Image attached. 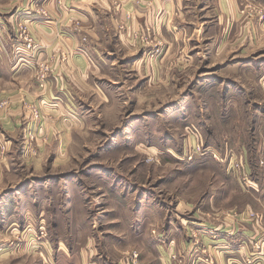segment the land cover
I'll use <instances>...</instances> for the list:
<instances>
[{"label":"rangeland","instance_id":"1","mask_svg":"<svg viewBox=\"0 0 264 264\" xmlns=\"http://www.w3.org/2000/svg\"><path fill=\"white\" fill-rule=\"evenodd\" d=\"M263 33L186 47L135 28L68 137L0 127V264H184L203 233L264 225Z\"/></svg>","mask_w":264,"mask_h":264},{"label":"crops","instance_id":"2","mask_svg":"<svg viewBox=\"0 0 264 264\" xmlns=\"http://www.w3.org/2000/svg\"><path fill=\"white\" fill-rule=\"evenodd\" d=\"M249 7L258 15L264 12V0H0V103L5 102L0 106V127L16 136L33 134L36 140L66 138L74 124L83 122L76 102L90 92L100 96L101 87L94 80L111 76L106 51L128 46L131 30L152 26L171 45H210L231 35L232 29L264 25L254 11L253 19L245 17ZM18 22L26 24L32 50L17 49L23 42ZM28 105L49 117L36 121ZM261 141L264 134L256 142ZM228 231L217 230V242L203 233L209 252L194 245L198 256L186 258L184 264H244L257 252V244L261 250L255 264H264V225L241 223L236 236ZM203 252L214 262L200 260ZM80 258L87 260V252Z\"/></svg>","mask_w":264,"mask_h":264},{"label":"built area","instance_id":"3","mask_svg":"<svg viewBox=\"0 0 264 264\" xmlns=\"http://www.w3.org/2000/svg\"><path fill=\"white\" fill-rule=\"evenodd\" d=\"M44 13V11H43ZM17 32H18V35L19 37L21 38V40L23 42H21L20 46L17 47V49H26L27 51L29 50H32L34 48V45H33V41H32V37L29 33V30L27 29V26L26 24L22 23V22H18L17 24ZM35 114L36 116L38 115V113L35 111ZM256 250L257 252H254L252 254H250L249 257H247V260H246V264H251L252 261L254 260V258H256L257 256L259 257L260 256V246H258V244L256 245Z\"/></svg>","mask_w":264,"mask_h":264}]
</instances>
